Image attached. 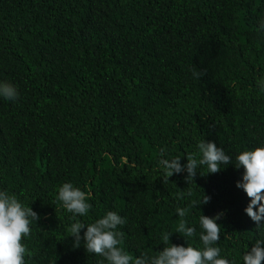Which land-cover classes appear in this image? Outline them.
Instances as JSON below:
<instances>
[{"label": "trees", "instance_id": "trees-1", "mask_svg": "<svg viewBox=\"0 0 264 264\" xmlns=\"http://www.w3.org/2000/svg\"><path fill=\"white\" fill-rule=\"evenodd\" d=\"M261 22L264 0H0V81L18 90L0 97V190L40 217L23 241L26 264H107L83 239L73 247L68 229L109 211L126 220L120 247L134 259L158 253L166 232L183 245L178 207L200 249V215L222 213L215 246L243 264L264 240L236 187L243 168L199 166L195 184L186 171L162 183L158 161L185 164L202 139L233 163L264 144ZM65 182L91 192L86 216L56 199ZM202 193L209 202L192 206Z\"/></svg>", "mask_w": 264, "mask_h": 264}, {"label": "clouds", "instance_id": "clouds-1", "mask_svg": "<svg viewBox=\"0 0 264 264\" xmlns=\"http://www.w3.org/2000/svg\"><path fill=\"white\" fill-rule=\"evenodd\" d=\"M260 28L264 29V22H261ZM202 75L203 72L193 70L195 79L199 80ZM256 83L260 93H264V77L258 79ZM0 97L15 100L18 97L16 86L0 81ZM197 149V153L186 157L185 164L180 163V157L161 158L158 165L163 172L160 177L162 183H167L169 177L183 171L187 173L184 177L187 184L194 183L199 166L207 168L205 174L219 173L222 167L229 164H234L236 168L242 167V178L236 182V187L243 189L249 198L244 211L257 226L261 225V221H264V144L239 152L235 156V163L233 158L226 154L224 148L218 147L213 141L202 139L198 142ZM183 196V192L177 193L178 199H183ZM56 199L62 203L67 212L74 216H86L92 208V204L88 202L92 199L91 192L82 191L71 182H65L59 186ZM209 200L210 197L202 193L199 201H193L192 206L199 207L207 204ZM188 212V208L176 209L181 219L175 232L184 237L185 244L170 243L172 232H166L162 237V243L166 246L162 247L158 253L154 255L142 253L135 259L120 247L123 233L117 231V227L124 225L126 220L116 212L109 211L102 218L89 224L76 221L72 223L68 231L73 237V247H79L83 239L86 252L104 257L107 264H233L228 258L221 256L220 248L215 246L221 238L222 226L217 223V220L222 213L211 217L200 215L199 224L202 231L199 239L203 243V248L200 249L188 244L186 240L196 235V228L188 226L187 220L184 219ZM39 219L38 213L29 205L25 206L15 194L0 190V264H26L25 256L30 257L32 253L23 241L24 238L30 237L31 226ZM82 228L85 229L83 237L80 232ZM262 245L264 240H257L244 253L243 264H264V246Z\"/></svg>", "mask_w": 264, "mask_h": 264}]
</instances>
